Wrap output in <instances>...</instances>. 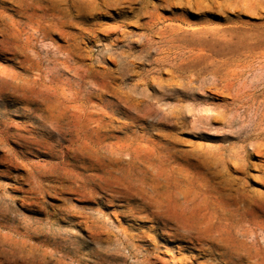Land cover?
Segmentation results:
<instances>
[{
    "label": "rangeland",
    "instance_id": "1",
    "mask_svg": "<svg viewBox=\"0 0 264 264\" xmlns=\"http://www.w3.org/2000/svg\"><path fill=\"white\" fill-rule=\"evenodd\" d=\"M67 2L0 0V264H264V0Z\"/></svg>",
    "mask_w": 264,
    "mask_h": 264
},
{
    "label": "bare ground",
    "instance_id": "2",
    "mask_svg": "<svg viewBox=\"0 0 264 264\" xmlns=\"http://www.w3.org/2000/svg\"><path fill=\"white\" fill-rule=\"evenodd\" d=\"M6 1V0H5ZM62 1V3L63 4H65V5H67V0H61ZM118 1V0H117ZM121 1V0H120ZM126 2V1H125ZM28 8H33V9H35V10H37L36 9V7H35V4L34 3H29V4H25V5H23V4H21V6H20V11H22V12H24V10H26V9H28ZM40 9V8H39ZM51 9H54V7L53 8H51ZM43 11H44V13L46 14V12H45V9H43ZM120 14V13H119ZM121 14H122V12H121ZM48 15V14H47ZM52 15H54V14H52ZM41 18H43L44 16L43 15H41L40 16ZM47 18V17H46ZM29 21V20H28ZM118 25H120V24H118ZM122 26H123V24H122ZM72 27V26H71ZM76 29V28H75ZM119 29V28H118ZM33 32V31H32ZM35 32V31H34ZM35 34V33H34ZM2 49V48H1ZM2 52V51H1ZM6 54V53H5ZM10 54H12V53H10ZM18 55V54H17ZM20 56V55H19ZM18 60H19V58H18ZM21 63V62H20ZM36 77V76H35ZM22 85V84H21ZM22 86H25V85H22ZM21 86V87H22ZM25 88V87H24ZM24 90V89H23ZM110 90V89H109ZM28 91V90H27ZM10 94H12V93H10ZM31 94V93H30ZM100 94H102V93H100ZM22 97H24V96H22ZM32 97V96H31ZM27 101V100H26ZM27 102H29V101H27ZM36 102V101H35ZM32 103V102H31ZM44 105V104H43ZM46 105H47V103H46ZM32 109V108H31ZM32 111V110H31ZM58 118V117H57ZM56 120V119H55ZM88 121V120H87ZM103 121V120H102ZM2 123H3V121H2ZM91 123V122H90ZM100 124V123H99ZM24 125V124H23ZM22 125V126H23ZM6 128V127H5ZM9 128V127H8ZM23 128V127H22ZM100 128V127H99ZM71 129V128H70ZM95 129V128H94ZM22 130V129H21ZM98 130V129H97ZM6 131V130H5ZM13 131V130H12ZM96 131V130H95ZM99 132V131H98ZM21 133V132H20ZM97 133V132H96ZM23 135V134H22ZM20 136V135H19ZM19 136H18V138H19ZM23 136H25V135H23ZM9 138V137H8ZM24 138V137H23ZM28 140V139H27ZM10 141H12V140H10ZM8 142V141H7ZM27 142H29V141H27ZM13 147V146H12ZM18 148V147H17ZM8 149V148H7ZM23 151V150H22ZM71 151V150H70ZM260 151V150H259ZM263 151H264V146H263ZM17 152V151H16ZM152 152V151H151ZM10 153V152H9ZM258 153V152H257ZM64 154V153H63ZM70 154V153H69ZM1 155V154H0ZM10 157V156H9ZM162 157V156H161ZM14 158V157H13ZM10 161H12V159H10ZM8 162V161H7ZM3 163V162H2ZM21 164V163H20ZM69 164V163H68ZM7 165V164H6ZM5 166V165H4ZM13 166V165H12ZM15 167V166H14ZM14 167H13V169H14ZM20 167V166H19ZM18 168V167H17ZM23 169V168H22ZM47 170V169H46ZM52 170V169H51ZM60 170V169H59ZM58 170V171H59ZM21 171V170H20ZM22 172V171H21ZM26 172V171H25ZM51 173H54V172H51ZM230 173V172H229ZM44 174V173H43ZM42 174V175H43ZM38 175V174H37ZM46 175H48L47 173H46ZM56 182V181H55ZM67 182V181H66ZM113 182V181H112ZM78 183H80V182H78ZM115 183H117V182H115ZM222 183V182H221ZM231 183H232V181H231ZM23 185V184H22ZM205 186V185H204ZM45 188V187H44ZM123 188V187H122ZM248 188V187H247ZM63 189V188H62ZM190 190V189H189ZM43 192H44V190H43ZM69 192V191H68ZM60 193V192H59ZM66 193V192H65ZM71 193V192H70ZM133 193V192H132ZM53 195V194H52ZM43 197V196H42ZM90 198V197H89ZM92 198V197H91ZM135 199V198H134ZM142 199V198H141ZM209 199V198H208ZM22 200V199H21ZM131 200H132V197H131ZM32 201V200H31ZM26 202V201H25ZM28 202V201H27ZM32 202H34V201H32ZM37 202V201H36ZM45 202V201H44ZM35 203V202H34ZM256 203H258V202H256ZM48 204V203H47ZM172 204V203H171ZM197 204V203H196ZM29 205V204H28ZM61 205V204H60ZM199 205V204H198ZM32 206H33V204H32ZM35 206H37L36 204H35ZM241 206V205H240ZM254 206V205H253ZM29 207H30V205H29ZM39 207V206H38ZM43 207V206H42ZM199 207V206H198ZM46 208V207H45ZM148 208V207H147ZM175 208V207H174ZM255 208V207H254ZM261 208V207H260ZM42 209H44V208H42ZM54 209V208H53ZM234 209V208H233ZM246 209V208H245ZM28 210H29V208H28ZM33 210H35V209H33ZM45 210V209H44ZM63 210V209H62ZM237 210V209H236ZM66 211V210H65ZM141 211H143V210H141ZM245 211V210H244ZM261 211V210H260ZM42 212H43V210H42ZM51 212V211H50ZM58 212H59V210H58ZM61 212V211H60ZM236 212V211H235ZM45 213H47V212H45ZM153 213V212H152ZM177 213H179V212H177ZM251 213V212H250ZM51 214H52V212H51ZM57 214H59V213H57ZM227 214V213H226ZM254 214V213H253ZM54 215V214H53ZM56 215V214H55ZM74 215V214H73ZM177 215V214H176ZM51 216V215H50ZM66 216V215H65ZM178 216V215H177ZM256 216V215H255ZM59 217V216H58ZM151 217V216H150ZM173 217V216H172ZM234 217V216H233ZM239 217V216H238ZM71 218V217H70ZM81 218V217H80ZM215 218V217H214ZM213 218V219H214ZM57 219V218H56ZM85 219V218H84ZM262 219V218H261ZM59 220V219H58ZM80 220V219H79ZM78 220V221H79ZM89 220V219H88ZM169 220V219H168ZM264 220V219H263ZM157 221H159V220H157ZM170 221V220H169ZM178 221V220H177ZM237 221V220H236ZM87 222V221H86ZM160 222V221H159ZM181 222V221H180ZM262 222V221H261ZM263 223V222H262ZM76 224V223H75ZM90 224H92V223H90ZM160 224V223H159ZM167 224V223H166ZM174 224V223H173ZM92 226V225H91ZM257 226V225H256ZM170 227H171V225H170ZM169 227V228H170ZM236 227V226H235ZM165 228V227H164ZM177 228V227H176ZM185 228V227H184ZM183 228V229H184ZM245 228V227H244ZM173 229V228H172ZM180 229V228H179ZM32 230V229H31ZM185 230V229H184ZM240 230V229H239ZM179 231H181V230H179ZM186 231V230H185ZM245 231V230H244ZM93 232V231H92ZM170 232V231H169ZM177 232V231H176ZM264 233V232H263ZM31 234V233H30ZM151 234V233H150ZM159 234V233H158ZM163 234V233H162ZM165 234V233H164ZM180 234V233H179ZM28 235V234H27ZM159 235H161V234H159ZM163 236V235H162ZM33 237H34V235H33ZM188 237V236H187ZM207 237V236H206ZM36 238V237H35ZM185 239V238H184ZM191 239H193V238H191ZM198 239V238H197ZM205 239V238H204ZM180 240V239H179ZM186 240V239H185ZM199 241V240H198ZM212 241V240H211ZM151 242V241H150ZM153 242V241H152ZM188 242H190V241H188ZM206 242V241H205ZM239 242V241H238ZM237 242V243H238ZM5 243V242H4ZM7 243V242H6ZM21 243V242H20ZM19 243V244H20ZM176 243V242H175ZM184 243V242H183ZM14 244V243H13ZM153 244V243H152ZM191 244V243H190ZM7 245V244H6ZM26 245V244H25ZM188 245V244H187ZM207 245H209V244H207ZM183 246H185V244L183 245ZM240 246V245H239ZM0 247H1V245H0ZM6 247V246H5ZM175 247V246H174ZM187 247H189V246H187ZM207 247V246H206ZM260 247V246H259ZM263 247V246H262ZM21 248V247H20ZM181 248V247H180ZM32 249V248H31ZM35 249V248H34ZM33 249V250H34ZM42 249V248H41ZM202 249H204V248H202ZM207 249V248H206ZM216 249V248H215ZM179 250V249H178ZM163 251V250H162ZM194 251V250H193ZM202 251V250H201ZM205 251V250H204ZM212 252V251H211ZM215 252V251H214ZM221 252V251H220ZM245 252V251H244ZM179 254V253H178ZM199 254V253H198ZM202 254V253H201ZM200 254V255H201ZM219 254V253H218ZM217 254V255H218ZM45 255V254H44ZM223 256V255H222ZM226 257V256H225ZM244 257V256H243ZM236 258V257H235ZM242 258V257H241ZM24 259V258H23ZM196 259V258H195ZM234 259V258H233ZM10 261H12V260H10ZM191 261V260H190ZM195 261V260H194ZM198 261V260H197ZM218 261V260H217ZM219 261H222L221 259H219ZM13 262V261H12ZM229 262H233V261H229ZM252 262V261H251ZM26 263V262H25ZM45 263H47V262H45ZM158 263H159V261H158ZM24 264V263H23ZM27 264V263H26ZM164 264V263H163ZM234 264V263H233ZM236 264V263H235Z\"/></svg>",
    "mask_w": 264,
    "mask_h": 264
}]
</instances>
